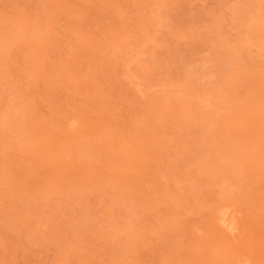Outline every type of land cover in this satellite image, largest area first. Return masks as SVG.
Segmentation results:
<instances>
[{"label": "rangeland", "instance_id": "1", "mask_svg": "<svg viewBox=\"0 0 264 264\" xmlns=\"http://www.w3.org/2000/svg\"><path fill=\"white\" fill-rule=\"evenodd\" d=\"M258 1L0 0V264H264Z\"/></svg>", "mask_w": 264, "mask_h": 264}, {"label": "bare ground", "instance_id": "2", "mask_svg": "<svg viewBox=\"0 0 264 264\" xmlns=\"http://www.w3.org/2000/svg\"><path fill=\"white\" fill-rule=\"evenodd\" d=\"M262 1V0H261ZM257 2H259L258 0H257ZM261 4V3H260ZM259 4V7L260 6H262V7H264L263 5H260ZM262 4H264V2L262 3ZM258 7V6H257ZM256 8V7H255ZM254 8V9H255ZM257 10H254L255 11V13H258V16L260 17V14H259V11L261 10V7L260 8H256ZM264 9V8H263ZM253 11V12H254ZM262 11V10H261ZM260 11V12H261ZM251 12H252V10H251ZM255 13H254V15H252L253 13H251L250 15H251V17L254 19H256V15H255ZM263 14V13H262ZM254 16V17H253ZM262 18H263V16H261ZM251 18V20H253ZM264 19V18H263ZM259 21H260V19H259ZM258 21V22H259ZM263 21V20H262ZM258 22H256V23H258ZM259 24H261V23H259ZM259 24H256V25H259ZM262 24H263V22H262ZM259 26H261V25H259ZM259 28V27H258ZM256 29V28H255ZM254 29V30H255ZM239 61V60H238ZM222 91H223V89H222ZM216 93H218L217 95H219L220 94V91H218V92H216ZM203 94V95H202ZM221 95V94H220ZM200 96V95H199ZM203 96H205L204 95V93H201V98L203 97ZM200 98V99H201ZM219 98V97H218ZM209 99V98H208ZM202 100V99H201ZM200 100V101H201ZM204 100V99H203ZM205 102V101H204ZM207 102V101H206ZM203 103V102H202ZM204 105H202V106H205L206 107V105H205V103H203ZM207 104V103H206ZM69 118H71V117H69ZM74 117H72L71 119L74 121L75 120V118H77L76 116H75V118L73 119ZM68 119V118H67ZM71 119L69 120L70 121V123L72 122L71 121ZM78 119V118H77ZM69 121H66L67 122V124H69ZM75 122V121H74ZM74 124V123H73ZM76 125V124H75ZM70 128H72V127H70ZM232 142V139L231 140H229V143H231ZM213 161V160H212ZM208 162H209V160H208ZM201 163H202V165H203V162L201 161ZM205 163V162H204ZM209 163H211V162H209ZM206 165V164H205ZM203 168H204V166H202ZM207 167V166H206ZM209 168V167H208ZM205 169V168H204ZM204 171V170H203ZM223 181V180H222ZM230 201H228L227 203H229ZM224 203H226V201H224V202H222V203H219V205L220 204H222L221 206H223V205H226L227 206V203L226 204H224ZM233 204V203H232ZM232 204L230 203L229 204V206H231V207H233V209H234V206H232ZM219 205H217L218 206V209H219V211H217V216H216V214H215V219L217 220V224H219V222H220V224H219V226L221 227V228H223L224 230L226 229L227 230V232L230 230V231H233L234 229H237V228H235V220H234V218H237V217H235L234 216V218L232 217V214H230L232 211H233V209L231 210V212H228L227 210H225L224 208L226 207V206H223L224 208H222L221 210H220V208H219ZM216 206V207H217ZM229 206H227V208H229ZM217 209V208H216ZM234 212V214L233 215H235V210L233 211ZM236 215H237V213H236ZM219 221V222H218ZM239 221V220H238ZM237 225H238V223H237ZM223 226V227H222ZM235 232V231H234ZM231 233V232H230ZM233 233V232H232ZM231 233V234H232ZM235 235H236V233H235ZM243 254H245L244 252H243ZM242 254V255H243ZM248 254H246L245 256H247ZM244 256V257H245ZM249 256V255H248ZM235 257H237V256H235ZM250 257V256H249ZM240 258H241V256H240ZM243 258V257H242ZM236 259V258H235ZM251 259V258H250ZM241 260V259H240ZM240 260H238V262H241ZM246 260H248V259H246ZM246 260H244L243 259V261L245 262ZM233 261V260H232ZM232 261H230V262H232ZM242 261V262H243ZM242 262H241V264H242ZM248 262V261H247ZM247 262H245L246 264H247ZM250 262H252V260L250 261ZM235 263V262H234ZM257 263H258V261H257ZM228 264H231V263H228ZM232 264H233V262H232ZM236 264H238V263H236ZM252 264H254V261L252 262ZM255 264H256V261H255ZM259 264V263H258Z\"/></svg>", "mask_w": 264, "mask_h": 264}]
</instances>
